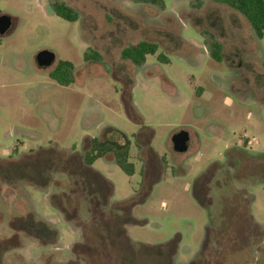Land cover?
Listing matches in <instances>:
<instances>
[{"label":"rangeland","instance_id":"374dc122","mask_svg":"<svg viewBox=\"0 0 264 264\" xmlns=\"http://www.w3.org/2000/svg\"><path fill=\"white\" fill-rule=\"evenodd\" d=\"M55 1L0 0V264H264V37L219 0H59L75 21ZM93 138L134 174L88 165Z\"/></svg>","mask_w":264,"mask_h":264},{"label":"trees","instance_id":"16d2710c","mask_svg":"<svg viewBox=\"0 0 264 264\" xmlns=\"http://www.w3.org/2000/svg\"><path fill=\"white\" fill-rule=\"evenodd\" d=\"M163 6L164 0H144ZM225 2L244 14L252 25L255 34L259 38L264 37V0H219ZM55 13L69 21L77 19V13L74 9L62 1L53 3ZM158 44L152 41L142 40L136 44L129 45L122 50V56L129 59L136 65H142L146 62L147 55L155 54L158 51ZM211 56L214 59L221 60V45L219 42H213L210 46ZM159 59H168L165 55L160 54ZM264 65V60H263ZM74 64L68 60H60L56 68L51 72V76L61 85H70L74 81L73 75ZM92 148L85 154V162L92 165L94 161L104 156L108 151L115 154V162L127 174L132 175L135 172V165L129 161L130 148L128 145L114 147L111 144L100 145L97 138L92 140ZM111 184V182H110ZM110 185V189H111Z\"/></svg>","mask_w":264,"mask_h":264},{"label":"water","instance_id":"95a60500","mask_svg":"<svg viewBox=\"0 0 264 264\" xmlns=\"http://www.w3.org/2000/svg\"><path fill=\"white\" fill-rule=\"evenodd\" d=\"M12 27V17L8 14L0 15V34L3 35L7 33ZM56 60V54L48 49L40 50L36 55L37 64L40 67H49ZM190 136L188 131L182 129L176 132L171 140L173 144V149L177 152H185L188 149V142Z\"/></svg>","mask_w":264,"mask_h":264},{"label":"flooded vegetation","instance_id":"af4514ba","mask_svg":"<svg viewBox=\"0 0 264 264\" xmlns=\"http://www.w3.org/2000/svg\"><path fill=\"white\" fill-rule=\"evenodd\" d=\"M12 30H13V26L11 27V29H10L7 33H5V34H3V35L0 34V38L3 37V36L8 35L10 32H12Z\"/></svg>","mask_w":264,"mask_h":264}]
</instances>
